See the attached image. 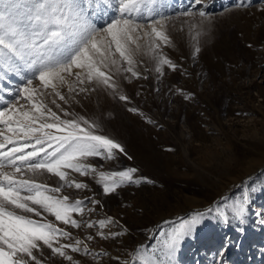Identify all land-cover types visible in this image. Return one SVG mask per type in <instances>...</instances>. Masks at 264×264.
I'll return each mask as SVG.
<instances>
[{
  "label": "rangeland",
  "instance_id": "rangeland-1",
  "mask_svg": "<svg viewBox=\"0 0 264 264\" xmlns=\"http://www.w3.org/2000/svg\"><path fill=\"white\" fill-rule=\"evenodd\" d=\"M240 2L157 0L152 19L170 18L171 44L162 46V52L177 68L164 66L157 73L141 41L140 77H116L127 101L97 89L78 95V103L60 102L73 114L70 118L96 122L99 134L123 146L127 155L89 158L97 173L136 168L133 176L141 183L106 195L94 175L69 172V179L88 187L62 192L71 201H84V212L73 213L80 228L59 225L72 233L71 240L60 242L79 239L81 252L67 249L73 257L68 261L45 248L44 264H133L137 250L155 254L161 264H264V0H244L246 7L237 8ZM111 4H93L98 26L117 15L116 0ZM187 10H203L207 19L201 26L198 15H179ZM142 22L150 20L146 16ZM30 76L24 70L17 75L0 69V97L14 101ZM62 91L67 94L66 87ZM40 179L58 184L56 177ZM197 212L203 214L201 222L168 261L161 251L163 234ZM109 217L113 223L100 228L98 221Z\"/></svg>",
  "mask_w": 264,
  "mask_h": 264
},
{
  "label": "snow or ice",
  "instance_id": "snow-or-ice-1",
  "mask_svg": "<svg viewBox=\"0 0 264 264\" xmlns=\"http://www.w3.org/2000/svg\"><path fill=\"white\" fill-rule=\"evenodd\" d=\"M94 3L97 8L113 6L111 0H0V69L17 75L22 70L31 73L14 101L0 97L4 105L0 108V264H44L40 257L45 248L52 256L68 261L73 257L67 249L81 252L83 241L79 239L69 244L60 242L61 238L71 240L72 233L59 225L80 228L81 222L73 218V213L84 212V201H71L62 192L65 188L88 187L69 179V172L94 175L106 195L126 184L141 183L134 179L136 168L97 173L89 158L114 159L117 152L127 155L123 146L99 134L96 122L70 118L73 114L60 102L78 103V95L97 89L127 101L116 77L123 73L130 74L124 79L140 77L136 67L137 55L144 48L141 41L147 45L143 54L151 55L157 73L162 74L164 66L175 70L177 65L162 52V46L171 44L167 34L170 18L152 19L157 0H116L117 15L98 26L92 19L96 14L92 11ZM195 4H201V0H195ZM236 7H246L244 0ZM179 15H198L201 26L207 19L203 10ZM146 16L150 23L142 22ZM199 51L196 47L195 53ZM65 87L67 94L62 91ZM41 177H56L58 184L52 186ZM202 216L193 213L163 234L166 238L161 251L168 261ZM111 223L110 217L98 221L100 228ZM98 234L107 238L103 232ZM83 253L89 254L87 246ZM136 261L161 264L155 254L139 250L133 264Z\"/></svg>",
  "mask_w": 264,
  "mask_h": 264
}]
</instances>
